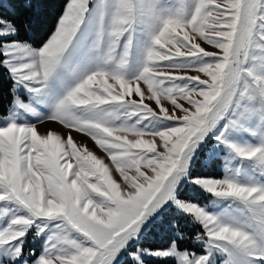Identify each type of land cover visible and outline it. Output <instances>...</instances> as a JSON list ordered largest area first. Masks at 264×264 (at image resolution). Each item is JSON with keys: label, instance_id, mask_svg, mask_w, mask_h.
Returning <instances> with one entry per match:
<instances>
[{"label": "snow or ice", "instance_id": "6c2138e0", "mask_svg": "<svg viewBox=\"0 0 264 264\" xmlns=\"http://www.w3.org/2000/svg\"><path fill=\"white\" fill-rule=\"evenodd\" d=\"M0 264H264V0H0Z\"/></svg>", "mask_w": 264, "mask_h": 264}, {"label": "rangeland", "instance_id": "374dc122", "mask_svg": "<svg viewBox=\"0 0 264 264\" xmlns=\"http://www.w3.org/2000/svg\"><path fill=\"white\" fill-rule=\"evenodd\" d=\"M49 128H51V129H56L57 131H60V130H61L60 127H59L58 125H56V124H45V125L40 126V131L43 133V132H45V131H46L47 129H49ZM74 136H75V138H76L77 140L82 139L80 136H76L75 133H74ZM86 142L88 143V145H89L90 148L93 147V144H92L91 141H86ZM97 154H98V155H103V154L100 153V152H97Z\"/></svg>", "mask_w": 264, "mask_h": 264}]
</instances>
